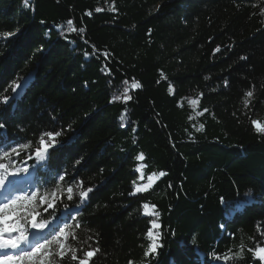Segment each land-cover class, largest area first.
<instances>
[{"label":"trees","instance_id":"16d2710c","mask_svg":"<svg viewBox=\"0 0 264 264\" xmlns=\"http://www.w3.org/2000/svg\"><path fill=\"white\" fill-rule=\"evenodd\" d=\"M253 121L264 0H0V162L27 167L37 192L14 208L21 223L41 194L61 197L48 218L68 252L46 264H264Z\"/></svg>","mask_w":264,"mask_h":264},{"label":"snow or ice","instance_id":"6c2138e0","mask_svg":"<svg viewBox=\"0 0 264 264\" xmlns=\"http://www.w3.org/2000/svg\"><path fill=\"white\" fill-rule=\"evenodd\" d=\"M243 59V58H242ZM251 95V93H249ZM191 103L195 104L196 101L193 100ZM248 101L245 100V104H247ZM253 125L256 128V131L258 132H264V127H261L258 122L253 121ZM2 126V125H0ZM59 136V133L56 134ZM55 146V145H54ZM48 150V146L45 144L44 140H41L40 147L36 150V157L40 160L44 159L43 152ZM13 153H16V149H12ZM19 155V153H16ZM5 157H7L9 154L7 152L4 153ZM9 167L14 168V170L10 171ZM0 187H4L6 184V181L8 183H12L13 181L9 180V177H18L21 176L24 172H28L29 169L27 167L20 168L15 166V161H10L9 165L6 166L5 163L0 162ZM61 180L64 179V177H60ZM149 182H151V177H149ZM69 192H71V188L68 189ZM137 191H140V189H137ZM37 197V192L32 191L28 194L22 193L19 196L13 195L12 198L8 200L7 203H0V250H6V249H12L16 250V255H3L0 256V264H37V261L39 260V264H44L43 260H40V254L46 249V245L50 244L51 241H49L46 237L43 238L44 242L41 243L38 239H35L30 242L27 234V228L35 229L37 232H43L45 229H48L52 226L54 221H50L48 217L53 216L54 213L52 210L54 208H58L59 205L55 203V200H48L43 194L39 197V203L46 205L44 208L45 215H41V213H29L27 217L24 218L25 223H21L20 219H15L13 215V210L16 207L18 201H24L28 204H31L34 199ZM71 199V197H69ZM67 207V206H65ZM148 206L145 205V208ZM40 217L39 220H37V217ZM56 219H59L57 216ZM11 221V222H10ZM153 228L158 227L155 222L152 224ZM55 232L56 230L53 229ZM63 229H59V233H62ZM13 233H18V235H12ZM5 234H8L7 238H5ZM51 234V233H50ZM153 233L149 231L148 236L152 237ZM22 245H30V248H22ZM61 248H63V244L59 245ZM156 244L151 243L149 250L146 251V255L149 254V252L155 251ZM63 255V253H61ZM86 255L88 257H91L93 253L91 251L87 252ZM255 255L259 256L262 260H264V248H257L255 251ZM72 259L75 260L76 256L73 255ZM81 264H85V261H81Z\"/></svg>","mask_w":264,"mask_h":264},{"label":"rangeland","instance_id":"374dc122","mask_svg":"<svg viewBox=\"0 0 264 264\" xmlns=\"http://www.w3.org/2000/svg\"><path fill=\"white\" fill-rule=\"evenodd\" d=\"M193 101V100H192ZM190 105L192 108H195L196 107V103L193 104L190 102ZM258 122V121H256ZM258 124L261 126V123L258 122ZM253 127L255 128V126L253 125ZM262 127V126H261ZM256 130V128H255ZM55 139L56 137L55 136H48L46 139H44V142L45 144L49 147L51 145L54 144L55 142ZM2 171V170H0ZM9 180L10 181H13L12 183H9L6 181V184L4 187H0V203H7L8 200L10 198L13 197V193L15 191H20L21 194L22 193H30L32 192V190H29V181L30 179L28 178V175H26V177H9ZM157 178H151V182H149V179H148V182L146 184H144L143 186H140L139 188L137 189H140V191H137V189L135 190L136 193H141V192H144L146 191L148 188H150L155 182H156ZM48 200H55V203L57 205H60V200H61V197L60 196H52V198H48ZM46 205L44 204H41L40 205V208H45ZM44 210V209H43ZM50 211V210H49ZM63 214H62V217H65V211H62ZM33 213H37V212H33ZM38 213H41V215H45L44 211H41V212H38ZM143 213L152 218L153 220L156 219V215L154 214L153 210L151 208H145L143 207ZM40 217L38 216L37 217V220H39ZM11 222V221H10ZM154 221H152L149 225V230H148V233L149 231H151L153 233L152 237H149L151 240L154 241V243L156 244V241L158 239V228H159V225L158 223L155 222V224L158 225V227L156 228H153L152 227V224H153ZM53 229H55L56 231L54 232ZM59 229H61V224H59L58 221L54 222L52 224V226L48 229H45L43 232H37L35 229H31L30 227L28 228V231H27V234H28V238H29V241L32 242L35 239H38L41 243L44 242L43 238H45V236H47L48 234H50V236L53 237V240H52V248L49 247V244L46 245V249L40 254V257L39 259L40 260H43L44 264L47 263L48 261V258L52 255V254H57V255H61V253H63V255L65 253L68 252V247H67V239H68V234L66 232V230H63L62 233H59V235H57V233L59 232ZM35 233V234H33ZM147 233V235H148ZM33 234V239H31V236ZM12 235H18V233H13ZM8 234H5V238H7ZM60 244H63V248H61L59 245ZM22 248H30V245H22L21 246ZM258 248H262V247H258ZM12 255V254H11ZM37 264H39V260L37 261Z\"/></svg>","mask_w":264,"mask_h":264},{"label":"bare ground","instance_id":"6f19581e","mask_svg":"<svg viewBox=\"0 0 264 264\" xmlns=\"http://www.w3.org/2000/svg\"><path fill=\"white\" fill-rule=\"evenodd\" d=\"M47 135V134H46ZM33 234H35V233H33ZM33 234H32V236H31V239H33L32 237H33ZM35 236H36V234H35Z\"/></svg>","mask_w":264,"mask_h":264}]
</instances>
